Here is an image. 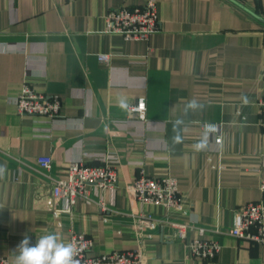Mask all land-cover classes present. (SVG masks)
<instances>
[{
    "label": "crops",
    "instance_id": "obj_1",
    "mask_svg": "<svg viewBox=\"0 0 264 264\" xmlns=\"http://www.w3.org/2000/svg\"><path fill=\"white\" fill-rule=\"evenodd\" d=\"M155 1L159 30L126 41L104 32L105 14L146 0H0V256L10 264L25 237L68 242L69 230L92 238V255L139 248L143 264H264L263 244L220 236V251L202 260L159 226L144 237L127 214L226 228L237 207L263 199L264 0ZM103 53L108 63L97 59ZM24 82L58 94L63 117L17 114ZM140 97L144 119L128 111ZM204 124L220 126L219 144ZM38 156H51L50 174L61 178L71 161L109 159L118 184L87 186L91 200L55 217L61 202L35 170ZM141 170L176 178L187 214L129 196ZM198 237L188 230L186 240Z\"/></svg>",
    "mask_w": 264,
    "mask_h": 264
},
{
    "label": "built area",
    "instance_id": "obj_2",
    "mask_svg": "<svg viewBox=\"0 0 264 264\" xmlns=\"http://www.w3.org/2000/svg\"><path fill=\"white\" fill-rule=\"evenodd\" d=\"M159 28L155 0H146L144 4L131 8H112L105 14L104 32L119 34L126 41H147ZM110 56L109 53L97 54V59L108 63ZM14 105L17 114L21 116L45 118L50 122L63 117V102L58 94L38 93L26 82L22 84L20 93L15 96ZM257 106L261 113H264V91L257 100ZM145 109L143 97L137 98L134 103L128 105L129 113L137 114L140 119L145 118ZM204 128L213 134L216 144L221 142L218 124H204ZM52 162L51 156H38L35 170L49 179L51 198L55 202H61V207L53 210L55 217L59 216L61 210L70 209L78 200H91L87 186L104 189L118 184L117 168L109 159L103 160L100 165H90L82 160L71 161L65 178L51 176ZM259 189L263 199L237 207L233 224L226 228L199 226L193 221L161 218L144 211L127 214L132 218L135 230L144 237H151V231L159 226L164 229L167 238L182 244L193 256L208 260L213 259L220 251L221 245L218 239L220 236H232L245 242L264 245V178L260 181ZM126 190L129 196L142 205H159L168 211L187 214L181 204L177 180L172 176L152 178L141 170L138 177L126 185ZM99 205L103 211L109 210L104 202H100ZM188 230H196L200 237L187 241ZM207 233L213 237L205 238L204 235ZM68 234V242H72L79 249L76 257L79 264H143V256L139 248L92 255L90 254L94 246L92 238L76 230H69ZM0 264H10L9 258L0 256Z\"/></svg>",
    "mask_w": 264,
    "mask_h": 264
},
{
    "label": "clouds",
    "instance_id": "obj_3",
    "mask_svg": "<svg viewBox=\"0 0 264 264\" xmlns=\"http://www.w3.org/2000/svg\"><path fill=\"white\" fill-rule=\"evenodd\" d=\"M15 253L14 264H79V249L55 233L41 235L35 245L25 237Z\"/></svg>",
    "mask_w": 264,
    "mask_h": 264
}]
</instances>
